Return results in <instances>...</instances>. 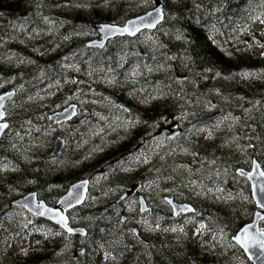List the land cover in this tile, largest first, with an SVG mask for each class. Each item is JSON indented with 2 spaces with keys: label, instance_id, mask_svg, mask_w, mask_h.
<instances>
[{
  "label": "flooded vegetation",
  "instance_id": "1",
  "mask_svg": "<svg viewBox=\"0 0 264 264\" xmlns=\"http://www.w3.org/2000/svg\"><path fill=\"white\" fill-rule=\"evenodd\" d=\"M194 1L195 4L182 0H161V2L157 0L155 2L154 0L151 3V7L154 6V4L163 3L162 6L167 14L168 10L172 7L186 6L183 5V3H190L189 5L192 7H198L201 5L197 2L198 0ZM46 10V14H48L49 8ZM199 22L204 23L202 20ZM97 23L100 24L104 22ZM214 23H219V20H213L212 24ZM222 23H227V20H222ZM92 24L96 23L89 24L90 31L87 32V35L89 36L91 33L93 36L96 35V40L93 41H98L100 36L97 37L98 33L96 32V29L93 28ZM62 26L63 22L60 23V27ZM32 27L35 29V25ZM38 27L40 28L34 30L37 33H42L43 29H46V27L42 25H39ZM83 30H86V28L84 27L81 30L77 29L76 31L80 38H82ZM160 30L161 28L151 32L149 36L153 38L154 36H157L154 38V41L158 47L164 48L162 45V38L159 36ZM63 33L68 34V31L64 29ZM17 36H21V34H17ZM224 39L228 40V38ZM177 42L179 44L180 41L178 40ZM57 44L60 43L56 42V45ZM89 49L99 50L96 54L102 56H104L106 52L101 53L100 51H103L104 49L101 50L99 48ZM154 49L155 47L152 49L153 52H155ZM63 51H66V49L63 48ZM148 52L151 53V49L150 51L148 50ZM215 52L227 53L228 50L218 48ZM98 57L99 56L97 55V58ZM114 74H111L110 76L111 81H115ZM39 76L42 77L40 74ZM4 87L0 89V96L14 89L15 91L17 90L15 99L8 102L6 105L7 110L5 109V115L8 116L7 113L9 107L16 102L19 103L20 99L27 96L28 92L33 89L27 88L24 84H22V86L17 85V87H13L11 84H6ZM48 87L49 84L47 82L36 84L34 86L36 93L34 97L36 98L35 100L43 99L39 98L40 96H47L49 91ZM56 90L58 92L61 91V93H59L60 96H58V98L50 99L49 104L46 105V107L49 108V112L52 111V113L46 115L47 119L50 114L62 112L63 109L65 110L71 105L77 107L78 116L67 124L63 123L57 126L50 121L39 120L37 117L40 115L39 112L36 113V110L33 111V116L29 118L30 120H33V125L35 124L37 126L35 133L41 134L42 140H45L47 144L45 151L46 153L48 152V157L51 156L52 158L54 157L62 161L63 166L62 173L60 172L61 176L56 177L52 182L48 183L47 186L56 185V187H59L54 195L55 200L64 195V191L68 186L78 181L89 182V194L85 205L83 206V209L87 214L82 216L79 221L82 223L79 228L83 229V233L74 232L72 234L74 236H70L66 233H62L58 228H54L51 224L52 222H50L48 227V234L46 237L53 242V245H55L57 249H61L63 246L66 248L69 247L71 244L69 239L72 237V239L76 240L73 248L77 251L82 250L83 253H85L82 254L83 256H80L76 263H74L72 256L66 254L65 258H62L63 264H230L228 253L225 252L228 245V240L226 239L227 231L225 230H228L227 217L230 212L245 214L246 210H248L246 204L247 199L245 200L243 197L244 185L248 182L246 181L247 179L240 176L237 171L239 169L251 170L253 161H256L264 171V147H261V144H263L262 135L264 133L262 134L260 130L255 131L253 143L249 141L247 142L245 128L250 125L251 120L246 117L240 118L239 116V122L241 123L239 126L242 127V137H239L236 141H232V143H235L234 147L236 151L232 150L231 154L228 149L229 146L215 148L213 139L209 141L206 134L204 136H197L194 134V127L189 131L188 125L181 124L178 120L175 121V124H169L170 127L167 128V130L161 131L163 126L159 123L162 116L158 113H162L163 111L166 112L163 99L156 98L158 100L153 101L152 94H150L151 96L146 95L145 99L140 100H136L132 95H127L124 99H102L101 90L98 88V90L94 92V97H91V99H94L93 102L96 103L98 107L105 102L110 101V105L116 103L118 107L121 108L120 110L125 113L122 121H119V124L117 125H112L109 131L104 132L105 135L102 137L103 140L98 142L90 136V134H92L90 127L85 125L86 121H88V117L84 114L85 110L80 106V103L78 101L69 102L68 97L64 100L62 97V91L64 90H62L61 84L56 87ZM174 101L175 100L169 102V104H172ZM202 101L203 100L197 99L186 100V103H189L192 107H187L183 111L181 110L180 115H183V119L187 120L189 113L196 111L198 104L203 105ZM144 104L147 105L145 106ZM98 107L95 108V111L97 112L100 111V108ZM206 111L209 113L208 116L212 114V111H209L208 109H206ZM88 113H91V111H88ZM96 114L90 116L93 119H97L100 115ZM143 117H151L152 120L147 123H142ZM109 118L112 117H108L106 122ZM77 122L80 124H77ZM211 123H213V121L211 120V117H209L202 128L210 127L212 132H214L213 130L215 126ZM133 125L136 127L134 128ZM157 129L159 132H157ZM47 130L51 132V134L48 135V139L45 138V132ZM171 131H174L172 134V136H175L173 140L169 139L172 137L170 136ZM205 131L210 134V129H206ZM106 133H109V135ZM188 133L191 134L190 137H188ZM201 134H203V132H201L200 135ZM60 138L63 141L62 151L57 153V155H54L57 142ZM183 142H188L190 146L183 147ZM197 143L200 145L197 146ZM130 145L131 151L127 153L126 147ZM174 146L175 148L171 149ZM74 151L79 155L80 163L78 165L71 164L66 160L69 154ZM104 151H106V153ZM34 153L37 152L34 151ZM175 153L183 154V158L181 160L167 159L168 155L174 156ZM7 159L11 160L12 163L13 161H18V159H13L12 157ZM109 161L110 165L103 168L104 170L97 167L100 162L108 163ZM232 162H234V165L233 167H230ZM139 165H141V169ZM71 169L73 170L72 175L69 172ZM117 170L121 173L127 172L128 170L141 171L143 174V178L140 179L141 186L138 188V191L142 190V195L138 196V202H136V204L135 201L132 200L134 203L133 208L136 207L137 211L131 215L130 219L136 218L131 221V226L125 224L123 227H118V224L109 220L110 216L107 213L109 210L108 199L103 201L105 205H102V207H99L96 204L90 208H85L88 205L92 192L95 190L98 182L107 175H114L117 173ZM7 172H10V174L7 173L6 178L2 181L3 186L5 187H8L6 185L9 180L12 182L13 179H15L12 177H16L17 174L19 175V172L13 167V164L7 168ZM108 179L110 180V178ZM172 179L176 180L177 184L175 187H178L180 191L177 193L176 189H173L172 194L166 196L165 182ZM186 183L188 184L185 185ZM160 188L164 191L161 198L158 196L157 191ZM131 191L132 189H128L124 194L126 197L124 196V198H120L117 202H114L115 207L112 208L114 210L125 212L128 208L125 205L122 207L119 206V203H122L127 197L131 199L134 196H131ZM155 191H157V193L154 196H151ZM219 197L223 200L222 208H224V210L217 211L216 214L222 215L223 219H225L222 234L214 229V226H212L213 222H211V218L215 213L214 204L217 203ZM232 198L237 199L236 205L232 203ZM103 202L99 204H102ZM13 203L14 202L11 201L10 205L6 208L5 201H0V263L11 261L22 255L36 258V253L39 252V247H43L42 237L44 236L42 233L34 231L29 226L21 227L19 225L20 223H16L17 221L15 219L17 217L15 215L12 216V214H16L15 209L17 208ZM173 204L180 205L182 213L178 216L173 213ZM142 209L144 211H142ZM68 216L69 219L72 220L73 213H70ZM141 216L144 218V221L139 222V225H137V221H139V217ZM127 219L130 220L129 218ZM166 219H168V221H166ZM35 221L40 225L38 219H35ZM182 222L184 227L180 224ZM263 227L264 224L261 223L260 228L263 229ZM34 234L40 238L36 239L35 249H31L32 255L21 254L26 253L22 250V247L25 244L22 242H25L26 236L32 237ZM219 235L220 240L217 238ZM14 237L17 238L15 239ZM80 238L85 239L87 242L86 246L80 243V240H82ZM34 239L35 238L33 237L32 242ZM51 245H49V248ZM114 245L116 247H114ZM49 248L46 249V264H48V258L51 261L50 264H55V261L57 260L54 259L53 262V260L50 259L48 254ZM163 255L164 257H162ZM232 263L238 264L236 262ZM39 264H42V262Z\"/></svg>",
  "mask_w": 264,
  "mask_h": 264
},
{
  "label": "rangeland",
  "instance_id": "2",
  "mask_svg": "<svg viewBox=\"0 0 264 264\" xmlns=\"http://www.w3.org/2000/svg\"><path fill=\"white\" fill-rule=\"evenodd\" d=\"M57 1L59 3L57 2L53 6L54 7L56 6V8L59 11L53 13L54 15L51 14L52 12L46 14L47 7L41 6L39 7L40 11L38 10L35 12L36 18H34L33 10L35 8L27 7L26 8L27 13L25 14V18H28L31 21L29 22V26L24 27V30L21 31L24 32L22 36L10 35L6 31L0 33V67L4 68L7 65L12 64V69H11L12 73H10L9 76H4L0 78V89L4 87V85L6 84H11L13 87H17V85L22 86V84L26 86L25 83H27L26 87L27 88L31 87L35 91L34 86L38 83L36 82V78L35 79L30 78L32 73L29 71V69L30 70L36 69L37 71L35 73L40 74L42 76L39 83L47 82L49 84L48 97L40 96L39 98H43V99L35 100L36 98H34L32 94H30L21 98L19 103L16 102L14 105L9 107L7 115H8V122L11 124V128L3 140L2 143L3 149L0 155V201L1 202L5 201L6 208L10 205L11 201L14 202L17 199H20L29 190L39 191V188L44 183L46 184L47 182H50L54 176L53 174L54 171L52 170V165L50 162L51 159H49L48 157L49 156L48 152L46 153L45 151V147L47 146L45 140L38 139L42 137L41 134L39 136L36 135L35 137L30 136L33 133L31 132V129L33 128V120H30L29 118L33 116V111L36 110V113L39 112L40 116L37 117L39 120H44L49 122L47 120L46 115L48 113H52V111L49 112V108L46 107V105L49 104L50 98L53 97V95L55 94L54 88H56L58 85L61 84L62 90H64L62 91L64 100H66L68 97L69 102L78 101L80 103V106H82V108L85 110L84 114L88 117L87 119L88 121H86L85 125L91 127L90 131L92 132V134H90V136L93 137L98 142L102 141L103 140L102 137L105 135L104 132L109 131L112 125L114 126L119 124V121H122L123 117L125 116V113L120 110V108L116 103L113 104L112 101H111L112 103L111 105H110V101H108L98 107L96 103L93 102L94 99H91V97H93L94 95V92L98 90V88H96L95 90L93 89L96 86L105 89V90H101L102 99L112 98V97L118 98L121 95L125 96V94H122L119 91H114V90L110 91L111 82L116 84L122 78V76L128 72H129L128 78L131 77L130 70L125 63L126 57L132 55L131 52H139V54H142V52L146 51L147 46H150L151 42L155 40L154 38L157 37L154 36L153 38L149 36H144L145 33H143L142 35L143 38L141 39L146 44L143 46L139 45L141 44L140 41H137L135 43H128V42L126 43L125 40H122L124 42L120 44L116 43V40L111 41L110 43H108L109 46L108 45L106 46L108 47L107 49L106 48L104 49V42L90 44L91 47L100 48L101 50L104 49L103 51H100L101 53H104L105 51L115 53V57H116L115 59H110L109 63L107 62L108 63L107 65L104 62L101 64L102 67H104L106 73L110 72V74H113L112 72H117L118 74V77L116 76L117 80L111 81L109 75H106L104 71L102 72L98 67L99 63H96L98 60L97 58L98 54L96 53H98L97 51L99 50H92L89 49L91 47L89 48L86 47L87 46L86 44L91 40L93 41L96 37V35L93 36L92 33L89 36L87 35V32L90 31L89 24L104 22V23H111L116 25H123L125 24V22H129L132 17L142 15L150 11L152 8H155V5L151 7L152 0H57ZM182 1L195 3L194 0H182ZM217 1H224V0H217ZM210 4L212 3L205 5L208 6ZM183 5L186 6L184 7L181 6L182 8L185 9L190 8L189 4L184 3ZM201 7L204 8L203 3H201ZM78 9L80 10V12L82 11L79 17H81L84 20V23L81 25H83L86 28V30L82 31L83 33L82 38L84 39L80 38V36L76 33V28H78L81 25L76 24L75 28H73L72 26L73 23L72 16H76V14L78 13L77 12ZM51 10L52 9L50 5L48 11ZM173 13L174 10L168 11V15H169L167 17V21H169L168 23H173L172 22ZM60 19L61 22L64 23L63 28L60 27V24H57ZM0 21L5 23L6 18L3 16L2 18H0ZM69 23H70V26H68L69 29H66V31H69V33L68 34L63 33V30L66 28L65 25ZM38 24L46 27V29H43L42 33H37L34 31L40 28L38 27L39 26ZM33 25H35V29H33L32 27ZM170 29L172 30V34L174 35H169L167 33L168 28L166 26H163L159 31V36L163 38L162 45L165 46V52L169 53L170 56H172L173 58H176L173 59L172 61L173 63L174 62L177 63V64L174 63L176 66L174 72L180 71L181 74L183 71L181 70L182 66L180 67V65H182L181 59L184 53L180 52L177 49L178 47L177 41L180 39V37L177 36L178 28H170ZM210 29L211 27H208L205 33L203 34V36L208 35ZM183 32L184 31H182V33ZM243 34L249 35L246 37V40H248V46H250L251 49H254L256 56L261 57L264 54V26L257 25L253 30L250 29L248 31L243 32ZM184 36L185 35L181 34L182 38ZM56 42L60 44L56 45ZM199 42L202 45H204L201 41ZM192 46H193L192 44L188 45L184 43L185 52L190 50ZM199 47L201 48V50H203L205 46L204 47L199 46ZM63 48L66 49L65 52L63 51ZM32 49H34L35 51L32 52L31 51ZM33 60L36 61L37 64L33 65L34 64L32 62ZM65 62H71L72 65L71 67H69L68 63L65 64V69H67V71H65L66 73L61 74L60 76V73L58 72H61L63 68L62 66ZM139 62L140 60L137 59L136 63ZM169 62H170V58L168 61H163L165 68ZM95 65L96 68L93 67ZM55 67L59 69L58 72L55 71ZM77 67L78 68L80 67L81 69L80 68L77 69ZM188 75H189V71L186 70L184 74H181V77L187 79ZM261 77L262 76L259 75V78ZM252 78H255V75L241 76L236 80H234V78L228 79L225 82L217 81L215 82L214 86L209 89L207 93L206 92H201V94L200 92L195 93L197 96L198 95L202 96L201 99L203 100L202 103L204 104V107L203 105L198 104L194 114H198L202 112L201 110H206V108L209 111H212L211 120L213 121V123L211 124L215 126V130L218 133L216 137L214 136V142H218V144H220L221 147L229 146L228 149L230 152L232 150L236 151L234 147L235 143H232V141L237 140L234 137V135L239 129V124H241L239 122L240 119L238 117L239 116L240 118L250 117V112H247L248 110H245L244 108L241 109V112L234 111V109H238L241 107L239 101L233 96L234 92L237 89V87H235L234 85L237 84L239 86L243 84V82H245L246 80ZM179 80H181V78L176 76L174 82L177 83ZM89 86H92L93 89L88 90ZM177 91H179L180 93L179 98L181 99L182 97L184 98V96L190 97L188 94H190L191 92H195V88L192 83L185 81L183 83H180L179 90ZM164 92L165 94L169 93V91H164ZM59 93H61V91H59ZM151 93L154 94V96H152L153 98L152 100L157 101L158 100L156 99L157 90L151 89ZM176 99L177 100H175L171 105L167 104L168 111L164 115H162V118L159 123L161 126H163L161 128V131L167 130V128H169L170 125L175 124V121L178 120L179 123L188 125L189 131H191L192 128L194 127V134H196L197 136H204L206 134L209 141L213 139L212 129L210 127L202 128L206 121H203V123H199L195 119H190V116L192 114H189L188 120L183 119V115L176 116L178 112L182 110L181 109L182 105L178 102L179 99L177 96ZM97 107L100 108V111L101 108H103L104 111L101 113L100 111L98 112L95 111V108ZM88 111H91V113H88ZM95 114L100 115L101 117L98 119H93L90 116ZM107 116L112 118H109L107 122L105 120L99 121V119H103ZM27 120L28 123H24ZM77 124L80 123L77 122ZM133 127L135 128L136 126L133 125ZM206 129H210V134L207 133V131H205ZM157 132H159L158 129ZM201 132H203V134L200 135ZM45 133H46L45 138L48 139V135H50L51 132L47 130ZM173 133L174 131H171L170 136H172ZM106 134L109 135V133ZM187 135L188 137L191 136L190 133H188ZM236 137H239L237 133H236ZM198 145L200 144L197 143V146ZM182 146L186 147V144L183 142ZM31 147H33L34 149H31ZM261 147H263V144H261ZM126 148H127V153L131 151V145ZM173 148H175V146L172 147L171 149ZM34 151L37 153H34ZM10 157H12L13 159H18V161L15 163L13 161L12 163L11 160L7 159ZM182 158H183V154L181 153H175L174 156L172 155L167 156L168 160H181ZM109 163L110 161L108 163L100 162L98 164V167H100L101 170H104L103 168L109 166L110 165ZM11 164H13V167L19 172V175L15 173L17 174L16 177L19 176V179H17L16 177H12L15 179H13L12 182L11 180H9L6 185L8 187H4L2 181L6 178L7 173L10 174V172H7V168ZM35 165L36 167L34 168ZM233 165L234 162L231 163V167H233ZM139 167L141 169V165H139ZM23 174L25 176H22ZM42 174L44 175L42 176ZM108 178H110V180ZM142 178H143L142 172L134 171V170L132 171L128 170L127 172H123V173L117 170V173H115L114 175L105 176L96 185L95 190L92 192L91 198L89 199V203L85 208H90L108 199L109 210L107 211V213L110 216L109 220L111 222H114L115 224H118V227H123L125 224L131 226V221L136 219V218L130 219L131 215L132 213H136L137 211L136 207L133 208L134 203L132 202V200H134L136 204V202H138V196L142 195V190L138 191V188L141 186L140 179ZM24 181L25 184L23 183ZM29 181H31V183H29ZM176 184H177L176 180L174 179L165 182L166 196H170L172 194L173 189H176L177 193L180 191L178 187H175ZM187 184L188 183H186L185 185ZM162 188L157 190L158 196L160 198L164 193V191H162ZM128 189H132L131 196L132 195L134 196L132 198L130 197L131 199L127 197V199L122 201V203H119V206L122 207L123 205H125L128 209L125 212L114 210L112 208L114 207V202H117V200H119L120 198L121 199L124 198L125 196L124 194L127 192ZM157 191H155L151 196H154L157 193ZM43 199L52 202L54 200V195L50 194V192H46L43 195ZM249 212H250L249 209L246 210V215H248ZM15 213L16 214H12V216L15 215L17 217L15 219L17 221L16 222L17 224L20 223L23 225L28 223L34 231H38L44 234L43 235L44 237H42L43 247L42 246L39 247V252L36 253L37 256H39L43 262L46 263V256H47L46 249L49 248V245L51 244L52 245L48 250V254L50 256V259L53 260V262L54 259L57 260L55 261L56 264H63L62 258H65L66 254H68V256H72V258L74 259V263L77 262V260L80 258V256H82V254H85L83 253V251L81 250L77 251L76 249L73 248L76 240L72 238L69 239L71 241L70 244L71 246L69 245V247L67 248L63 246L61 247V249H57L55 245H53V242H51L50 239L46 237L48 233L47 226L45 225L38 226L34 218H32L26 212L19 210L18 208L15 209ZM78 214L79 215L76 214L73 216L72 221L74 224L78 223L79 226L82 224L79 221L81 220L82 216H85L87 214V212L80 211ZM127 218H129L130 220H128ZM139 218L141 220L139 219V221H137V225H139V222L144 221V218L142 216ZM235 219L236 217L232 218L231 223L234 224ZM63 224L67 228L65 221ZM236 224L235 225L231 224V225L235 227ZM213 225H215V221H213ZM36 228L37 230H35ZM79 232L83 233V230ZM33 237L35 239L32 242ZM33 237L26 236L25 242H22L25 243L24 246L22 247V250L26 252L24 254L32 255L31 249L33 248L35 249L36 239L40 238L36 234H34ZM81 239L82 240H80V243L86 246L87 242L83 238ZM226 248L227 249L225 252L228 253V260L230 261V264H233L232 262H236L238 264H246L241 259V257L243 256L239 253L238 250H236L235 247L230 246V244L228 243ZM48 261L49 258L47 259V262ZM43 262L42 264H45ZM15 264H28V261L23 260L21 261V263L16 262Z\"/></svg>",
  "mask_w": 264,
  "mask_h": 264
},
{
  "label": "trees",
  "instance_id": "3",
  "mask_svg": "<svg viewBox=\"0 0 264 264\" xmlns=\"http://www.w3.org/2000/svg\"><path fill=\"white\" fill-rule=\"evenodd\" d=\"M47 1H51V0H0V18L4 16L6 18L5 23H7L10 27L9 30L14 31L16 34L20 35L24 27H28L29 22L31 21L30 19L25 18V14L27 13L26 8L38 7L39 5L44 4ZM226 1L228 2V5L219 6L218 8L215 9H214V5L218 2L217 0H203L202 3L204 8L199 7L198 10L193 8H186V9L174 8L175 10L173 13L174 15L173 18H175L174 20L176 21L172 20L173 23H168L169 21H167V23L164 25L168 29L178 28V30L180 29L181 31H184L181 34L185 35L183 38H185L186 44L193 45L190 48V50L186 52L183 49L181 50V52H183L184 55L181 59L182 65H180V67L182 66L181 70L183 71L181 74H184L185 71L187 70L189 71V75H188L189 77H194L193 78L194 80L197 79L195 80L196 84L194 85L195 92L190 93V96L191 97L193 96L190 99L193 100L201 99L202 96L200 95L197 96L195 93L200 92L201 94V92H204V89L206 90L209 89V85H211L210 80L212 78L210 71L213 72V75L216 74L215 80H218L219 78L224 79V77L228 78L236 75H242L243 73H249L252 71H261L262 73H264L263 72L264 54L261 57L254 56L253 53L249 52L248 50L249 47H244V48L242 47L243 45L247 46V43H237L233 37L234 35H236L235 33H238L239 30L247 31L251 29L253 24L264 23V0H225V2ZM219 2L222 3L223 1H219ZM209 3L212 4L208 6L205 5ZM195 19L197 20L214 19V20H219V22L220 20H227V23L225 24H222L221 22L218 24H214L213 27H220L221 30L217 32H212L208 37L211 39H216L220 35L226 36L227 33L231 39L229 40L228 43L231 50L229 54L222 55L220 53L215 52L217 50L212 46H210L209 43H206L204 41L206 40V36H203L202 34L205 32V30L209 27L210 24L209 25L207 24L206 26L200 25L197 21L196 22L193 21ZM196 26L198 27L205 26V27L201 32V28H195ZM167 32L170 33V31ZM181 34L179 37H181ZM199 41H201L205 45V47ZM199 46H203L204 49L207 50L203 51ZM98 56H99L97 60V63H99L98 67L102 72L104 71L106 73L104 67H102L101 64L104 62L107 65L110 59H115L116 58L115 53L106 52L104 56L102 55H98ZM169 58H170V62L166 66V68H168L169 70L166 68L165 70H163L162 69V65L164 66L163 61H168ZM137 59L140 60L139 63H136ZM173 59L176 58H173L172 56H170L169 53L165 52V46L164 48L163 47L158 48L155 53H149L147 55H143L139 53L132 54L129 57H126V61H125L127 67L130 70L131 77L127 78L129 72L125 73L122 76V78L118 81V85H122L125 88L132 87L135 90L136 89L142 90L145 85H148L150 92L152 89V85L156 87L166 85L167 90L173 89L174 87L172 85L175 84L176 86L179 87L180 83H183L184 80L183 81L179 80L177 83L174 82L175 77L176 76L179 77L180 72H174V69L176 68L175 64L177 63L174 62L175 63L174 64L172 62ZM94 68H96V65L94 66ZM4 69L8 70L10 68H4ZM0 71H3L2 68H0ZM155 71H157L158 73L157 72L155 73ZM112 73L113 74L116 73V75L114 74L115 78L116 76L118 77L117 72H112ZM107 75L110 76L111 74L108 73ZM208 80H209L208 83H201V81H208ZM189 81H193V80H189ZM220 82H223V80H221ZM237 91H239L237 94L242 96V98H240L241 107L253 109V112L250 111V115L252 116L251 119L252 123H255L256 126H258V128L264 131V81L256 82V83L255 82L245 83L242 86H240L239 89H237ZM166 100H168V98H166ZM190 107L192 106L190 105ZM240 110L241 109H234L235 112H241ZM201 111L202 112L199 111L200 113H198V115L202 114L206 110H201ZM163 112L158 114L162 116L163 114L166 113ZM143 119H144L143 123H147L152 120L151 117H147V118L143 117ZM214 143H216L214 144L215 148L221 147V145H219L218 142H214ZM188 146H190V144H188ZM231 201L234 205H236L237 199L232 198ZM246 204H247V208L250 210L248 216L246 214H237V212L235 213L230 212L228 216V225H229L228 231H230L233 234H235L239 229H241L248 222L249 220L248 218H251L254 213L252 201L246 200ZM80 211H85V210L80 208L79 210L73 212V216L76 214L79 215L78 213ZM234 217H236V219H235V223L233 224L231 223V219ZM166 221H168V219H166ZM213 221H215L214 218ZM38 222L41 225H45V226L47 225L49 227V224L46 221L39 220ZM180 224H182V227H184L183 222ZM231 224L232 225L236 224V226L233 227ZM53 227L55 228V226ZM229 244L230 246L236 248L232 239H229ZM241 255L243 256V254ZM241 259L244 263L250 264L244 258V256L241 257ZM23 260H27L28 264H39L40 262H43L41 258L37 256L36 258L29 257L27 259L25 258L19 259L18 263H21V261ZM50 262L51 261L49 260L48 264H50Z\"/></svg>",
  "mask_w": 264,
  "mask_h": 264
},
{
  "label": "water",
  "instance_id": "4",
  "mask_svg": "<svg viewBox=\"0 0 264 264\" xmlns=\"http://www.w3.org/2000/svg\"><path fill=\"white\" fill-rule=\"evenodd\" d=\"M165 19V15L163 13L162 5L147 15L134 19L129 23V26L134 25V32H129L131 36H136L143 30L153 31L155 30ZM97 28H101L104 32H102L103 42L106 44L109 39L113 37H117L119 34H128L125 33V30L119 27H112L111 25H102L96 26ZM110 31V32H108ZM114 35V36H113ZM15 97V92L7 93L5 95L0 96V139L4 132L8 129L9 125L4 123L6 118L5 115V106ZM75 108V107H74ZM73 109H69L65 111L63 114H55L50 117V120L54 121V123H61L62 116L65 117L71 113L70 118H66L65 120L73 119L74 115L72 114ZM175 136L171 137L174 138ZM63 147V142L59 141L57 145L56 153L61 152ZM239 175L245 177L251 187L252 197L254 199L256 208L258 209L253 218V222L244 226L240 232L233 238V242L237 244V246L244 252L245 256L249 259L252 264H264V230L260 229V224L263 222L264 224V171L259 166L256 161H253V166L251 172L247 171H238ZM89 182H80L73 185L69 193L63 197L59 202V207L51 208L46 205L45 202H38L37 195L31 194L25 197L23 200L19 201V205L24 207L27 211L32 213L34 216L50 221L54 224H59L56 222L55 218L61 216L63 218L62 224L64 221L66 225L68 224V220L63 214L64 211H71L78 206H81L85 203L87 192H88ZM76 192V193H75ZM75 194L80 195L79 200H75ZM30 201L36 209L28 208L26 206V202ZM79 202V203H78ZM173 210L176 216L182 213L181 208L177 205H172ZM41 208V210H39ZM142 211H144L142 209ZM65 218V219H64ZM61 225V224H59ZM68 230V228H66Z\"/></svg>",
  "mask_w": 264,
  "mask_h": 264
},
{
  "label": "bare ground",
  "instance_id": "5",
  "mask_svg": "<svg viewBox=\"0 0 264 264\" xmlns=\"http://www.w3.org/2000/svg\"><path fill=\"white\" fill-rule=\"evenodd\" d=\"M160 2H161V0H160ZM161 4H163V3H161ZM177 4V3H176ZM184 4V3H183ZM188 4V3H187ZM190 4V3H189ZM195 4V3H194ZM193 5V4H192ZM177 6V5H176ZM191 6V5H190ZM183 7V6H182ZM181 7V8H182ZM196 7V6H195ZM168 8H170V7H168ZM180 8V9H181ZM53 9V8H52ZM175 10V9H174ZM40 11V10H39ZM43 12V11H42ZM46 12V11H45ZM50 13V12H49ZM39 14V13H38ZM41 14V13H40ZM54 15V14H53ZM56 15V14H55ZM172 15V14H171ZM43 16V15H42ZM55 18V17H54ZM170 18H171V16H170ZM44 19V18H43ZM175 18H173L172 20H174ZM36 21H38V20H36ZM68 21V20H67ZM66 21V22H67ZM175 21V20H174ZM34 22V21H33ZM73 22V21H72ZM48 23V22H47ZM25 24V23H24ZM35 24V23H34ZM64 24V23H63ZM70 24V23H69ZM27 25V24H26ZM39 25V24H38ZM82 26V25H81ZM63 27V26H62ZM134 25L133 26H130V30H131V32H134ZM94 28V27H93ZM22 29H23V27H22ZM77 29V28H76ZM24 30V29H23ZM26 33V32H25ZM166 33V32H165ZM20 34V33H19ZM99 36V35H98ZM56 40V39H55ZM94 40H96V39H94ZM92 41V40H91ZM90 41V42H91ZM122 42H124V41H122ZM127 43V42H126ZM87 45V44H86ZM116 45V44H115ZM123 45V44H122ZM109 46V45H108ZM113 46V45H112ZM131 46H133V45H131ZM79 47V46H78ZM10 48V47H9ZM108 47H106V49H107ZM93 50V49H92ZM132 50V49H131ZM129 51V50H128ZM94 52V51H93ZM96 52V51H95ZM7 53V52H6ZM50 53V52H49ZM76 53V52H75ZM80 53V52H79ZM58 54V53H57ZM127 54V53H126ZM125 54V55H126ZM71 56H73V55H71ZM40 57V56H39ZM66 57V56H65ZM68 57V56H67ZM81 58V57H80ZM88 61V60H87ZM45 62V61H44ZM74 62V61H73ZM78 62H79V60H78ZM40 63H42V62H40ZM220 63V62H219ZM63 64V63H62ZM84 65V64H83ZM125 65V64H124ZM85 66V65H84ZM61 67V66H60ZM94 67V66H93ZM78 68V67H77ZM80 68V67H79ZM85 68V67H84ZM120 68V67H119ZM61 69V68H60ZM63 69V68H62ZM72 69V68H71ZM81 69V68H80ZM90 69V68H89ZM112 69V68H111ZM111 69H109V70H111ZM88 70V69H87ZM91 70V69H90ZM95 70V69H94ZM113 70V69H112ZM140 71V70H139ZM146 71V70H145ZM205 71V70H204ZM109 72V71H108ZM157 72V71H156ZM264 72V71H263ZM12 73V72H11ZM98 73V72H97ZM110 73V72H109ZM108 73H106V75H107ZM143 74V73H142ZM173 74V73H172ZM99 75V74H98ZM116 75V74H115ZM141 75V74H140ZM159 76V75H158ZM110 77V76H109ZM127 77V76H126ZM137 77V76H136ZM216 77V76H215ZM105 78V77H104ZM128 78V77H127ZM127 78H125V79H127ZM138 78V77H137ZM140 79V78H139ZM123 81V80H122ZM128 81V80H127ZM138 82V81H137ZM91 83V82H90ZM147 83H149V82H147ZM256 83V82H255ZM92 84V83H91ZM136 84V83H135ZM131 85V84H130ZM138 85V84H137ZM203 85V84H202ZM247 86V85H246ZM130 88V87H129ZM132 88V87H131ZM15 90V89H14ZM17 91V90H16ZM111 91V90H110ZM242 94V93H241ZM3 95V94H2ZM117 95V94H116ZM154 95V94H153ZM19 96V95H18ZM129 97V96H128ZM113 98V97H112ZM130 98H131V96H130ZM117 99V98H116ZM129 99V98H128ZM147 99H148V97H147ZM146 99V100H147ZM153 99V98H152ZM125 100H126V98H125ZM177 100V99H176ZM151 101V100H150ZM156 101V100H155ZM120 102V101H119ZM141 102V101H140ZM153 102V101H152ZM135 103H137V102H135ZM143 103V102H142ZM74 104V103H73ZM149 104V103H148ZM126 105V104H125ZM145 105V104H144ZM147 105V104H146ZM145 105V106H146ZM133 106V105H132ZM137 106V105H136ZM149 106H150V104H149ZM156 106V105H155ZM67 107V106H66ZM69 107V106H68ZM7 108V107H6ZM133 108V107H132ZM145 108V107H144ZM121 109V108H120ZM150 109V108H149ZM164 109V108H163ZM7 110V109H6ZM64 110V109H63ZM62 110V111H63ZM129 110V109H128ZM130 110H132V109H130ZM253 110V109H252ZM133 111V110H132ZM143 111V110H142ZM141 112V111H140ZM139 116H141V115H139ZM80 118V117H79ZM140 118V117H139ZM75 121H77V120H75ZM137 122V121H136ZM138 123V122H137ZM198 123V122H197ZM65 124H67V123H65ZM64 124V125H65ZM57 126V125H56ZM91 128V127H90ZM137 129H139V128H137ZM147 130V129H146ZM145 131V130H144ZM150 131V130H149ZM86 135V134H85ZM139 137V136H138ZM142 137V136H141ZM61 139V138H60ZM78 139V138H77ZM136 139V138H135ZM138 139V138H137ZM80 140V139H79ZM83 141V140H82ZM87 141V140H86ZM139 141V140H138ZM67 142V141H66ZM136 142V141H135ZM248 142V141H247ZM262 142V141H261ZM68 143V142H67ZM56 145V144H55ZM69 145V144H68ZM79 145H81V144H79ZM112 148V147H111ZM116 148H118V147H116ZM3 149V148H2ZM111 150V149H110ZM225 150V149H224ZM122 151V150H121ZM105 153H106V151H104ZM104 154V153H103ZM126 156V155H125ZM256 158V157H255ZM257 159H258V157H257ZM217 160V159H216ZM261 161V160H260ZM259 161V162H260ZM263 161V160H262ZM122 162V161H121ZM221 162V161H220ZM98 164V163H97ZM113 164V163H112ZM119 164V163H118ZM105 165V164H104ZM109 165V164H108ZM115 165V164H114ZM149 165V164H148ZM261 165V164H260ZM95 166V165H94ZM36 167V165L34 166V168ZM38 167V166H37ZM91 167V166H90ZM98 167V166H97ZM149 167V166H148ZM98 168H100V167H98ZM97 170V169H96ZM247 171H248V169H246ZM68 171V170H67ZM250 171V170H249ZM54 174V173H53ZM39 175V174H38ZM44 174H42V176H43ZM61 176V175H60ZM236 177V176H235ZM17 178V177H16ZM24 178V177H23ZM66 178V177H65ZM17 179H19V177L17 178ZM51 179V178H50ZM88 179V178H87ZM91 179V178H90ZM95 179V178H94ZM245 179V178H244ZM243 179V180H244ZM42 180H43V178H42ZM212 180V179H211ZM47 181V180H46ZM215 181V180H214ZM54 183V182H53ZM55 184V183H54ZM92 184V183H91ZM104 185V184H103ZM107 189V188H106ZM76 193V192H75ZM81 197H80V195H78V194H75V196H74V199L77 201V200H79ZM169 198V197H168ZM146 200V199H145ZM175 202V201H174ZM168 203V202H167ZM180 203V202H179ZM187 204V203H186ZM149 205V204H148ZM26 206L28 207V208H30V209H32V208H34V209H36V207L35 206H33V204L30 202V201H28V202H26ZM193 206V205H192ZM115 207V206H114ZM151 207V206H150ZM195 207V206H194ZM105 209V208H104ZM120 209V208H119ZM150 209V208H149ZM171 209H172V207H171ZM33 210V209H32ZM39 210H41V208H39ZM151 210V209H150ZM195 210V209H194ZM197 210V209H196ZM198 211V210H197ZM110 213V212H109ZM146 213H147V211H146ZM174 213V212H173ZM172 213V214H173ZM101 214H102V212H101ZM141 214V213H140ZM103 215V214H102ZM118 218V217H117ZM94 219V218H93ZM177 219V218H176ZM3 220V219H2ZM55 220H56V222H58L59 224H62V220H63V218L61 217V216H59V217H57V218H55ZM90 220V219H89ZM99 223V222H98ZM159 224V223H158ZM98 226V225H97ZM96 226V227H97ZM104 226V225H103ZM154 226H156V225H154ZM153 226V227H154ZM24 229V228H23ZM100 229V228H99ZM87 230V229H86ZM103 230V229H102ZM20 231H22V230H20ZM100 231V230H99ZM3 232V231H2ZM3 233H5V232H3ZM11 233V232H10ZM22 233V232H21ZM24 233H25V231H24ZM24 233H22V234H24ZM102 233V232H101ZM66 235V234H65ZM106 235V234H105ZM109 235V234H108ZM72 236H74V235H72ZM78 236V235H77ZM104 236V235H103ZM9 237V236H8ZM20 237V236H19ZM33 237V236H32ZM67 237V236H66ZM69 237V236H68ZM84 237V236H83ZM132 237V236H131ZM15 238V237H14ZM17 238V237H16ZM15 238V239H16ZM62 238V237H61ZM72 238V237H71ZM10 239H12V238H10ZM22 239V238H21ZM81 239V238H80ZM119 239V238H118ZM118 239H116V240H118ZM122 239V238H121ZM85 240V239H84ZM18 241V240H17ZM91 241V240H90ZM15 242V241H14ZM66 242V241H65ZM121 242V241H120ZM89 244V243H88ZM113 244V243H112ZM122 244V243H121ZM14 246V245H13ZM71 246V245H70ZM72 246H73V244H72ZM162 246V245H161ZM2 247V246H1ZM114 247H116L115 245H114ZM161 248V247H160ZM171 248V247H170ZM80 249V248H79ZM78 249V250H79ZM113 249V248H112ZM173 249V248H172ZM163 250V249H162ZM169 250V249H168ZM171 250V249H170ZM82 251V250H81ZM90 253V252H89ZM55 254V253H54ZM167 254V253H166ZM81 255V254H80ZM83 256V255H82ZM88 256V255H87ZM162 257H164V255L162 256ZM8 258V257H7ZM10 258V257H9ZM155 258H157V257H155ZM54 259V258H53ZM5 260V259H4ZM162 260H163V258H162ZM166 260V259H165ZM164 260V261H165ZM168 260V259H167ZM158 261V260H157ZM3 262V261H2ZM168 262V261H167ZM172 263H173V261H172ZM56 264V263H55ZM90 264V263H89Z\"/></svg>",
  "mask_w": 264,
  "mask_h": 264
},
{
  "label": "snow or ice",
  "instance_id": "6",
  "mask_svg": "<svg viewBox=\"0 0 264 264\" xmlns=\"http://www.w3.org/2000/svg\"><path fill=\"white\" fill-rule=\"evenodd\" d=\"M69 231H71V230L69 229Z\"/></svg>",
  "mask_w": 264,
  "mask_h": 264
}]
</instances>
